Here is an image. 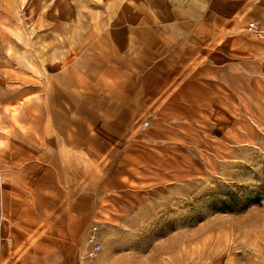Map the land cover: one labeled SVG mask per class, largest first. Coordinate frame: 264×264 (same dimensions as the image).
<instances>
[{
	"label": "rangeland",
	"instance_id": "1",
	"mask_svg": "<svg viewBox=\"0 0 264 264\" xmlns=\"http://www.w3.org/2000/svg\"><path fill=\"white\" fill-rule=\"evenodd\" d=\"M164 4L0 0V111L73 153L8 174L0 264H264V33L178 39Z\"/></svg>",
	"mask_w": 264,
	"mask_h": 264
},
{
	"label": "crops",
	"instance_id": "2",
	"mask_svg": "<svg viewBox=\"0 0 264 264\" xmlns=\"http://www.w3.org/2000/svg\"><path fill=\"white\" fill-rule=\"evenodd\" d=\"M152 9L153 11L155 9L160 11L159 7L155 8V4ZM161 9L167 14L165 26L176 30L178 39H213L214 41L220 39H247L248 37L241 34L240 30L242 27H248L254 22L257 23L258 30L264 33V0H165V4ZM172 38L175 39V36L172 35ZM0 116V236L6 235L8 237L6 239L8 243L5 246L6 250H10L8 246L11 245L14 234L12 231L9 232V229L7 230L4 222L14 221L16 202L6 189L8 174L15 169H20L16 165H19L17 162L21 158L33 159L36 164L45 167L54 166L53 163L58 160L59 156L63 158L68 152L73 153L72 146L68 148L65 143L68 139L66 136L69 134L64 133L59 124H57V129L54 131V140L57 147L52 151L47 146L46 130L49 122L46 119L39 122L42 131H38L34 125L37 120L36 117H27L26 115L24 121L21 117H15L13 120L2 111H0ZM12 120L22 126L16 128ZM11 129L13 130L11 131ZM72 132L71 134H73ZM17 139L30 143L38 153L32 157L30 156V149H27V147L26 152L21 151L18 149L20 145L16 142ZM28 162L30 160L22 166H26ZM87 228L83 229L81 236L79 235V240L83 239L82 241L85 242ZM58 246V251L61 253V261L58 264H62V261L63 264H67L70 258L66 261V256L73 255V252L78 250L74 246V242L63 243ZM83 251L84 253L88 251L85 244ZM96 263L97 261L91 264Z\"/></svg>",
	"mask_w": 264,
	"mask_h": 264
},
{
	"label": "built area",
	"instance_id": "3",
	"mask_svg": "<svg viewBox=\"0 0 264 264\" xmlns=\"http://www.w3.org/2000/svg\"><path fill=\"white\" fill-rule=\"evenodd\" d=\"M248 31L255 35L258 38H262L263 32L259 31L255 23H251L248 26ZM96 227L90 228L86 233L85 238V246L88 248V251L86 252V255L88 257H93L96 255L97 252H99L101 246L97 239V233H96Z\"/></svg>",
	"mask_w": 264,
	"mask_h": 264
},
{
	"label": "bare ground",
	"instance_id": "4",
	"mask_svg": "<svg viewBox=\"0 0 264 264\" xmlns=\"http://www.w3.org/2000/svg\"><path fill=\"white\" fill-rule=\"evenodd\" d=\"M1 117V116H0ZM0 122H1V118H0Z\"/></svg>",
	"mask_w": 264,
	"mask_h": 264
}]
</instances>
